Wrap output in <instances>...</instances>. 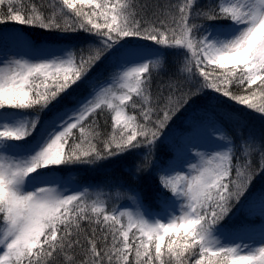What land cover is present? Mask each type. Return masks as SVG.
<instances>
[{"label": "snow or ice", "instance_id": "snow-or-ice-1", "mask_svg": "<svg viewBox=\"0 0 264 264\" xmlns=\"http://www.w3.org/2000/svg\"><path fill=\"white\" fill-rule=\"evenodd\" d=\"M29 29L90 42L37 43ZM168 56L176 77L154 95ZM101 63L111 71L97 82ZM208 90L264 114V0H0V264H264V224L257 239L255 225L224 223L245 210L264 221V193L245 199L264 144L243 138L234 156L213 116L189 122L175 163H155L158 211L139 193L134 210L110 208L60 175L140 149L136 171L152 167L169 123Z\"/></svg>", "mask_w": 264, "mask_h": 264}, {"label": "trees", "instance_id": "trees-1", "mask_svg": "<svg viewBox=\"0 0 264 264\" xmlns=\"http://www.w3.org/2000/svg\"><path fill=\"white\" fill-rule=\"evenodd\" d=\"M137 3L142 2H148L153 3V0H136ZM159 2L163 3L164 0H159ZM209 0H203L201 3L207 4ZM29 35L33 40L36 42H49V43H55V44H71L78 47H83L86 45V43L90 42V38L88 34L77 32V33H47L43 30L39 29H29ZM111 71V68L109 65L105 63H101L97 65L90 75H94L96 78L103 75L104 77H107L109 72ZM177 73V66L173 62V58L171 56H168L164 60V66L160 69H157L154 71V78H153V85H152V92L153 94H157L158 90L162 89L167 85V82L170 78H175ZM218 94L211 92L210 90L206 91L201 96H197L192 102L194 105L201 103V105H204L205 103L208 105V101L210 99H214V97H217ZM256 103H261L264 101L256 100L254 101ZM218 103L224 104V110L222 107V111L217 114L218 116H215L218 122H221L225 125L227 129V135L232 140V144L234 146V156L239 154L241 157H243V154L240 152V145L243 138H252L256 142L257 149L261 144H264V114H258L257 112L247 111L246 106L237 105L235 103L231 104L227 98H220ZM189 107V106H188ZM196 111V108H195ZM225 112H233L236 115V120H238V126L237 128L230 130L228 123H226L223 119H220L219 116L221 114L224 115ZM262 117V118H259ZM222 117V116H221ZM108 119L107 114L105 116L100 117V122L104 127V131H109V128L107 125H104V121ZM243 119L248 120L246 123H243ZM169 126H174L177 123V118L175 117L171 122ZM166 128L165 129V135H168L170 133V130L172 128ZM177 126V125H176ZM175 126V127H176ZM262 126V127H261ZM261 128L262 133H261ZM161 141H164V136L161 137ZM164 143L158 142L157 148L155 151V155L153 157V165L154 167H147L144 168L142 171L137 172L136 166L137 164L142 162V157L139 155V153L143 152V149L137 150L136 153H128L125 154L122 157H115L111 158L105 161H101L98 164L102 163H108L107 167H104L99 173L98 180L96 178H93L95 182H101L104 187V191H106V188L110 184L111 187L109 190V193H116V192H138L144 197V204L147 208L158 211L159 210V204L154 202L151 199V195H153L154 192L157 190L155 189L154 183H153V177L152 173L155 170V163L159 162L160 164L164 161V156L167 153V149L164 148ZM133 156V158L131 157ZM253 166H257L259 163V154L258 151H253L250 153L248 158ZM120 160V161H118ZM114 161V162H113ZM118 161V162H116ZM243 162V159L241 160ZM112 163V166H110ZM116 163V164H115ZM115 164V165H114ZM80 165H77L78 167ZM80 173V172H79ZM261 175V174H260ZM259 175V176H260ZM257 181L256 179L253 181L251 188L249 190V193L246 195L245 199H247L249 196H252L256 192L262 193L264 188H262V182L255 184ZM264 182V179H263ZM102 187V188H103ZM102 190V189H101ZM109 207H115L111 203H109ZM239 207V206H238ZM242 214V211L236 213L233 217L236 219ZM241 220V219H239ZM230 228L232 226L229 225ZM67 255H73L74 258H78L80 255V251L77 250L75 253L72 251H69ZM55 264H64V256H58L55 258Z\"/></svg>", "mask_w": 264, "mask_h": 264}, {"label": "rangeland", "instance_id": "rangeland-1", "mask_svg": "<svg viewBox=\"0 0 264 264\" xmlns=\"http://www.w3.org/2000/svg\"><path fill=\"white\" fill-rule=\"evenodd\" d=\"M203 0H201L202 2ZM35 41V40H34ZM39 43V42H37ZM165 60V58H164ZM108 79L107 77H104L103 75L97 77V82H103L106 81ZM89 91V89L87 87H83L79 90V92L77 93V95H85L87 94V92ZM219 99H210L207 103L208 105L205 103L204 105H201V103H198L196 105H194L193 103H190L189 107H187L186 109L182 110L177 116V123L174 126H169L171 123H169V128H172L170 130V132L172 133L171 137L169 140L164 141L163 143L164 148L167 149V153L164 156V161L161 163L163 164H168V163H175L174 161V156L176 155L177 152V148L179 145H182L183 143L186 142L185 137L183 134L187 133L188 131V127H189V122L190 121H201V120H205L206 117L208 116H213L215 118V116H218L217 114H219L220 111H222V107L224 110V104L223 103H218ZM231 104H233L234 102L229 101ZM65 104L69 103L68 100L64 101ZM245 107V106H244ZM196 108V111H195ZM247 111H252L255 113L254 110H250L247 109ZM261 114V113H258ZM51 115V113H42L41 114V119H47L49 118V116ZM262 115V114H261ZM222 116V117H221ZM220 119H223L226 123H228L229 127L231 128L230 130H233L235 128H237L238 126V120L233 119H225L224 115L221 114ZM259 118H262L259 116ZM216 119V118H215ZM263 119V118H262ZM217 120V119H216ZM243 123H246L248 120L245 121V119L242 120ZM178 126L177 129L175 130V126ZM221 125L223 126V129L227 135V129L225 127V125L221 122ZM262 127V126H261ZM183 129V131H180L179 129ZM262 128H261V133H262ZM228 136V135H227ZM264 136V133H263ZM229 137V136H228ZM231 140V139H230ZM232 142V140H231ZM202 147L200 148L201 151H206L209 150L211 148L216 147L215 144L206 142V141H202ZM131 157L133 158V156L131 155ZM120 161V160H118ZM116 161V162H118ZM114 162V161H113ZM116 164V163H115ZM114 164V165H115ZM108 163H102V164H96V165H80L78 167L74 166L71 170H66L64 172H61L60 175L68 182H70L73 186L75 187H83V186H88L90 188V191H92L93 193L95 192H102L105 194V196L108 198V203H111L112 205H114L115 207H123V206H128L130 208H132L133 210L136 208L137 206V201L131 200L128 197L134 195L135 193L138 192H116V193H109V190L111 185L108 183L106 185V191H104V187L103 184H101V182H95V180L93 178H96L98 180L99 178V173L102 169H104V167H107ZM112 166V163L111 165ZM154 167V165H153ZM80 172V173H79ZM158 173V169L155 168L154 172L152 173V179H153V183L155 186V189L157 190L156 192L153 193V195H151V199L158 203V194L161 191L160 189V185H159V177L157 175ZM264 179V174H261L260 176H257V181L255 182V184H258L260 182H262ZM262 188H264V183H262ZM103 187V188H102ZM102 189V190H101ZM264 193V190H263ZM140 194V193H139ZM252 196H259V192H256L255 194H253ZM144 197L141 194L138 197V200L145 206L144 202ZM257 208H258V204H257ZM149 209V208H148ZM151 210V209H150ZM154 211V210H152ZM241 219V220H239ZM224 223L229 224L230 226L235 227L241 223H246L249 225H255L257 228V239L258 237V230L259 227L264 224V221L261 220L259 215H249L247 213V211H242V214L237 217L236 219L231 216L229 220H225Z\"/></svg>", "mask_w": 264, "mask_h": 264}]
</instances>
